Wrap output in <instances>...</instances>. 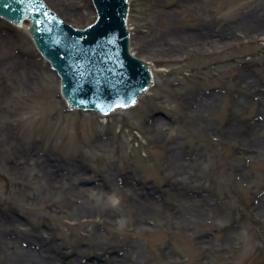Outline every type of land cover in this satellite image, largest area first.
<instances>
[{
  "label": "rangeland",
  "instance_id": "obj_1",
  "mask_svg": "<svg viewBox=\"0 0 264 264\" xmlns=\"http://www.w3.org/2000/svg\"><path fill=\"white\" fill-rule=\"evenodd\" d=\"M44 1L74 27L97 19L92 0ZM129 2L153 85L105 116L70 110L29 23L0 18V264L40 241L65 264H264V0ZM48 162L83 181L51 189Z\"/></svg>",
  "mask_w": 264,
  "mask_h": 264
},
{
  "label": "water",
  "instance_id": "obj_2",
  "mask_svg": "<svg viewBox=\"0 0 264 264\" xmlns=\"http://www.w3.org/2000/svg\"><path fill=\"white\" fill-rule=\"evenodd\" d=\"M92 1L97 19L87 28L66 24L44 0H0V17L31 24L27 30L58 73L71 109L107 115L135 105L153 85L151 62L130 52L129 0Z\"/></svg>",
  "mask_w": 264,
  "mask_h": 264
},
{
  "label": "bare ground",
  "instance_id": "obj_3",
  "mask_svg": "<svg viewBox=\"0 0 264 264\" xmlns=\"http://www.w3.org/2000/svg\"><path fill=\"white\" fill-rule=\"evenodd\" d=\"M46 5H48V4L46 3ZM26 23H29V22L28 21L24 22V23H22L19 26L23 25V26L27 27V25H24ZM59 79H60V77H59ZM27 165L31 169H33V167L30 164H20V165H18V164L12 163V166L15 169H19V170H22V171L27 170L26 169ZM38 172L41 173V174H44L45 176H47L51 189H57V187L60 188L59 186H57L59 184L62 187H66L68 181H72L74 179L76 181H78L79 183H81L83 181L82 180L83 179L82 176L84 175L83 174V168L78 166V165L70 167V166H64L63 164H57V163H53V162L52 163L48 162V163L41 164L40 167H39ZM109 180H110L109 178H107V179L101 178L99 182H101L104 186H107V184L110 183ZM134 181H135L134 177L124 178L122 180V184H124V185L125 184L126 185L127 184L134 185ZM99 182L97 184L98 186H97L96 189H100V185L101 184ZM183 182H184V180H180V179L176 178V181H174V184H172V185L175 188L176 187L177 188L178 187L182 188L184 186ZM71 188L67 189V191H69V194L72 193ZM75 188H77V187H75V185H74L73 186V190H75ZM78 190L79 191H77V193L78 192L81 193L83 189L79 188ZM85 190H87V189H84L83 191H85ZM179 193H184V192L183 191L181 192V190H180ZM68 198L72 200L71 196H68ZM186 198H190V197L186 196ZM76 205H78V211L82 215L83 218L90 219V218L93 217V213L94 212H93V209L91 207H88L86 204H79L78 202H76ZM201 211H203V208H202ZM7 220H8V216L0 217V234L4 233V231H2L1 227H2L3 224H6ZM8 241H9V245L10 246H13V244L15 243V239H13V238L8 239ZM38 246L35 247L34 249L29 248L28 250H26V253H24L23 255L15 258L12 264H65V258H63V256H61V255L60 256H56V255L52 256L53 254L49 255L51 253V250H50L51 248H50V246L49 247L46 246L43 241H40V243H38ZM105 255H107V257L109 258V248L107 249V252H106ZM124 261H125V259H124ZM124 261H122L121 259H117L116 258V259H114L112 261L111 264H124ZM85 264H110V263L107 260H106V262L105 261L103 262L101 259H99V260L95 259L92 262L85 263Z\"/></svg>",
  "mask_w": 264,
  "mask_h": 264
}]
</instances>
